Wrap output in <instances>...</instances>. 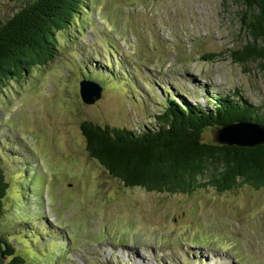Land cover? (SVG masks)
<instances>
[{
	"label": "rangeland",
	"instance_id": "374dc122",
	"mask_svg": "<svg viewBox=\"0 0 264 264\" xmlns=\"http://www.w3.org/2000/svg\"><path fill=\"white\" fill-rule=\"evenodd\" d=\"M28 1L0 0V22ZM249 14L242 0H87L55 58L0 89V237L26 264H264V189L126 188L80 129L139 131L169 100L211 109L225 95L264 114V62L230 55L250 42ZM83 80L101 87L94 104Z\"/></svg>",
	"mask_w": 264,
	"mask_h": 264
},
{
	"label": "trees",
	"instance_id": "16d2710c",
	"mask_svg": "<svg viewBox=\"0 0 264 264\" xmlns=\"http://www.w3.org/2000/svg\"><path fill=\"white\" fill-rule=\"evenodd\" d=\"M242 2L250 13L244 23L250 42L233 51L231 58L239 64L264 62V0ZM85 4L87 0H29L0 22V89L51 62L57 34L80 23ZM209 104L211 109H203L169 100L154 125L139 131L83 122L85 150L126 188L168 195H188L207 186L219 193L243 186L264 189V144L226 146L203 138L209 128L236 122L264 126V114L229 95L212 98ZM8 187L0 173V221ZM0 264H26L5 237H0Z\"/></svg>",
	"mask_w": 264,
	"mask_h": 264
},
{
	"label": "water",
	"instance_id": "95a60500",
	"mask_svg": "<svg viewBox=\"0 0 264 264\" xmlns=\"http://www.w3.org/2000/svg\"><path fill=\"white\" fill-rule=\"evenodd\" d=\"M79 95L84 104H94L101 97V87L83 80L79 83ZM214 140L219 145L255 147L264 144V126L253 122H236L217 128Z\"/></svg>",
	"mask_w": 264,
	"mask_h": 264
},
{
	"label": "bare ground",
	"instance_id": "6f19581e",
	"mask_svg": "<svg viewBox=\"0 0 264 264\" xmlns=\"http://www.w3.org/2000/svg\"><path fill=\"white\" fill-rule=\"evenodd\" d=\"M122 253H123V251H122ZM125 255L128 256V253H126ZM141 260H142V261H141ZM137 261H138L140 264H145L144 259H143V256H139V257L137 258Z\"/></svg>",
	"mask_w": 264,
	"mask_h": 264
}]
</instances>
